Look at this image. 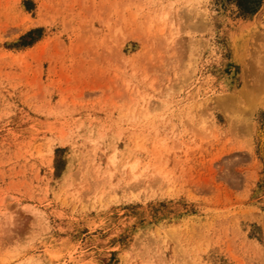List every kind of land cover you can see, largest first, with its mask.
<instances>
[{
    "label": "rangeland",
    "instance_id": "obj_1",
    "mask_svg": "<svg viewBox=\"0 0 264 264\" xmlns=\"http://www.w3.org/2000/svg\"><path fill=\"white\" fill-rule=\"evenodd\" d=\"M0 264H264V0H0Z\"/></svg>",
    "mask_w": 264,
    "mask_h": 264
}]
</instances>
